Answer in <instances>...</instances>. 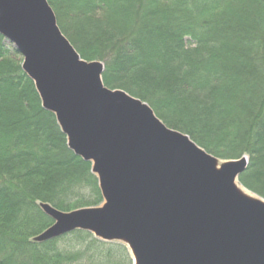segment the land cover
Here are the masks:
<instances>
[{
    "label": "trees",
    "instance_id": "1",
    "mask_svg": "<svg viewBox=\"0 0 264 264\" xmlns=\"http://www.w3.org/2000/svg\"><path fill=\"white\" fill-rule=\"evenodd\" d=\"M103 84L148 104L220 160L247 156L238 182L264 199V0H47ZM0 35V264H133L88 232L35 243L58 211L102 203L90 164L41 107Z\"/></svg>",
    "mask_w": 264,
    "mask_h": 264
},
{
    "label": "water",
    "instance_id": "2",
    "mask_svg": "<svg viewBox=\"0 0 264 264\" xmlns=\"http://www.w3.org/2000/svg\"><path fill=\"white\" fill-rule=\"evenodd\" d=\"M0 35L102 199L68 212L40 203L52 224L33 242L83 231L123 244L133 264H264V200L237 185L245 156L219 163L146 103L107 88L103 63L80 58L47 0H0Z\"/></svg>",
    "mask_w": 264,
    "mask_h": 264
},
{
    "label": "rangeland",
    "instance_id": "3",
    "mask_svg": "<svg viewBox=\"0 0 264 264\" xmlns=\"http://www.w3.org/2000/svg\"><path fill=\"white\" fill-rule=\"evenodd\" d=\"M53 10V9H52ZM53 12H54V10H53ZM54 14H55V17H56V22H57V26L59 27V29H60V31H61V26L63 27V23L60 21V20H58V17L56 16V13L54 12ZM62 32V31H61ZM64 35V34H63ZM65 36V35H64ZM66 37V36H65ZM13 48V47H12ZM19 58L21 59V57L19 56ZM81 58V57H80ZM82 59V58H81ZM148 105V104H147ZM149 106V105H148ZM150 107V106H149ZM151 108V107H150ZM152 109V108H151ZM155 114V113H154ZM156 115V114H155ZM157 117V116H156ZM158 118V117H157ZM159 120L160 121H162L160 118H159ZM163 122V121H162ZM167 126V125H166ZM168 128H170V129H173V128H171V127H169V126H167ZM173 130H175V129H173ZM243 156H245L246 158H247V156L246 155H243ZM242 157V156H241ZM219 160V163H221L222 161H224V160H220V159H218ZM237 185H238V187L244 192V193H246L247 195H250V196H253V197H258V198H260V199H263V198H261V197H259V196H257L256 194H254V193H252V192H250V191H248L247 189H245L242 185H240L239 184V182H237ZM264 200V199H263Z\"/></svg>",
    "mask_w": 264,
    "mask_h": 264
},
{
    "label": "bare ground",
    "instance_id": "4",
    "mask_svg": "<svg viewBox=\"0 0 264 264\" xmlns=\"http://www.w3.org/2000/svg\"><path fill=\"white\" fill-rule=\"evenodd\" d=\"M245 192V191H244Z\"/></svg>",
    "mask_w": 264,
    "mask_h": 264
}]
</instances>
